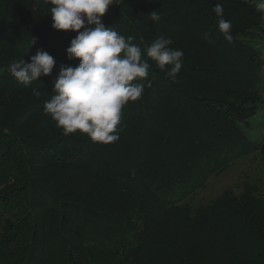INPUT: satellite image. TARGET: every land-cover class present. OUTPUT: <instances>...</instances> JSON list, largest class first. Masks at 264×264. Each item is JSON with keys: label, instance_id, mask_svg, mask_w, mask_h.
<instances>
[{"label": "trees", "instance_id": "obj_1", "mask_svg": "<svg viewBox=\"0 0 264 264\" xmlns=\"http://www.w3.org/2000/svg\"><path fill=\"white\" fill-rule=\"evenodd\" d=\"M217 3L233 25L231 43L218 29ZM256 3L109 6L106 27L145 52L171 38L184 56L175 81L149 60L151 87L124 106L119 140L103 144L65 136L44 109L61 66L79 63L66 53L77 33L53 29L44 0H0V264H264L256 184L187 201L243 156L259 152L264 165V135H250L264 94V40L256 32L264 11ZM37 50L56 63L25 86L9 65L30 62Z\"/></svg>", "mask_w": 264, "mask_h": 264}, {"label": "clouds", "instance_id": "obj_2", "mask_svg": "<svg viewBox=\"0 0 264 264\" xmlns=\"http://www.w3.org/2000/svg\"><path fill=\"white\" fill-rule=\"evenodd\" d=\"M44 3L51 6L53 29L77 33L66 53L69 60L79 61L76 66H61L52 90L55 94L44 102L45 111L65 136L79 132L94 143L118 141L124 106L141 100L145 88L151 87L149 60L175 81L182 68L183 49L171 47V38L159 37L145 52L131 42V37L106 27L101 18L109 6L120 5L121 0H44ZM256 7L264 11V0H257ZM212 11L218 18L220 33L231 43L233 25L223 18V4H215ZM150 18L160 19L155 11ZM55 63L47 51L37 50L30 62L13 61L9 71L27 86L41 76L50 75Z\"/></svg>", "mask_w": 264, "mask_h": 264}, {"label": "rangeland", "instance_id": "obj_3", "mask_svg": "<svg viewBox=\"0 0 264 264\" xmlns=\"http://www.w3.org/2000/svg\"><path fill=\"white\" fill-rule=\"evenodd\" d=\"M263 30L264 22L263 26L256 30L260 40H264ZM262 59H264V54L262 55ZM262 97L263 104L261 105L259 114L254 120L253 130H250V135L254 139H259V137L264 135V94ZM244 181L256 184L260 194L264 195V165L259 152L237 159L221 175L210 177L206 186L194 192L187 201L193 203L208 202L230 186L238 190Z\"/></svg>", "mask_w": 264, "mask_h": 264}]
</instances>
